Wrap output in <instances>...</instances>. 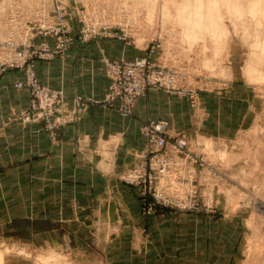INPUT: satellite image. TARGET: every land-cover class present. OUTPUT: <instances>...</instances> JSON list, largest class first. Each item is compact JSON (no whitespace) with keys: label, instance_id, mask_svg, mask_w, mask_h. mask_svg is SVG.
<instances>
[{"label":"rangeland","instance_id":"obj_1","mask_svg":"<svg viewBox=\"0 0 264 264\" xmlns=\"http://www.w3.org/2000/svg\"><path fill=\"white\" fill-rule=\"evenodd\" d=\"M5 1L4 8L1 4ZM166 1L0 0V77L9 69L24 72L26 79L16 82L14 88L30 94L29 107L15 118L21 129L17 127L14 135L0 136V163L5 164L0 165V264H219L221 247L213 241L223 234V239H230L232 231L216 232L210 223L216 224L237 211L242 214L239 233L234 238L239 237L241 264H264V0H233V4L213 0L206 26L188 33L181 26L186 20L178 17L177 7L182 0ZM190 8L184 7L181 12L188 13ZM100 38L117 39L134 51L131 60L103 58L111 85V63L126 67L145 59L152 65L147 73L157 68L171 71L191 94L168 91L167 87L149 88L135 101L132 112L124 114L120 98L112 104L107 101L111 85L105 98L96 99L79 94L69 96L63 89L51 88L40 81L39 61L63 59L76 41L87 43ZM69 41L66 48L55 54L60 44ZM30 79L62 98L52 104L50 115L46 116L43 107L50 101L36 99L27 86L19 87ZM232 83L243 91L237 99L217 103L214 98L211 105L214 111L225 106L230 112H243L256 102L258 115L255 124L256 114L248 124L254 125L251 129L232 140L203 137L197 134L196 126L191 130H175L165 119L149 118L142 123L141 132L147 145L136 153L138 162L119 172V179L128 184L125 175L145 161L149 149L147 122L167 121L171 133L188 140L191 156L186 161L176 157L180 165L164 177L167 182L164 186L172 195L189 196V202L196 207L156 205L154 199H145L142 188L128 184L139 192L145 225L138 231H118L108 238L104 223H97L103 202L91 200L89 192L106 185L96 175L97 169L81 167L78 175L73 176L61 175L54 163L18 164L28 152L23 149L27 146L23 144V129L34 124L42 125L51 139L57 141L60 127L79 122L92 108L114 110L125 119L133 118L139 101L154 90L182 98L198 123L203 107L201 93L225 92ZM240 99L248 101L245 105L234 103ZM36 100L37 106H33ZM62 176L74 177L79 182L62 183L58 181ZM82 193L87 195L72 198ZM88 202L95 213L86 212ZM165 210L178 215H168ZM187 214L208 217L207 230L195 229ZM18 219L41 223L32 229L24 221L14 223ZM59 220L62 223L56 222ZM51 233H59L68 241L64 245ZM139 241L142 245L137 244Z\"/></svg>","mask_w":264,"mask_h":264},{"label":"crops","instance_id":"obj_2","mask_svg":"<svg viewBox=\"0 0 264 264\" xmlns=\"http://www.w3.org/2000/svg\"><path fill=\"white\" fill-rule=\"evenodd\" d=\"M133 56L132 48L117 39L100 38L87 43L78 40L67 57L49 62L39 61L37 72L43 84L54 89H63L69 96L79 94L103 99L111 85L103 58L131 60ZM25 79L24 72L15 69H9L0 77V136H11L15 134L17 127L21 129L15 118L29 107L30 94L27 90H16L14 84ZM227 87L229 88V85ZM228 88L225 92L215 94L206 91L201 93L203 107L200 109L201 120L198 123L192 109L185 106L182 98L154 90L139 101L133 118L125 119L114 110L92 108L79 122L60 127L57 141L51 139L42 125L34 124L30 128L23 129L25 138L23 144H27L23 146V149L28 152H25L26 155L23 156L24 161L22 163L19 161L18 164L25 163L29 166L31 162L40 161L41 164L50 166L54 163L61 175L67 173L73 176L78 175L81 167L84 170L90 169L88 166H91L92 170L97 169L96 175L106 183L103 188L89 192L91 200L103 202L99 206L100 221L97 223H104L108 238L115 236L118 231L131 229L138 231L145 225L141 215L139 192L121 181L118 176L124 168L139 161L136 153L142 152L147 145V139L141 132L142 123L149 118L165 119L175 130H191L192 126H196L197 134L203 137L222 141L232 140L242 132L251 129L254 125L248 124H251L256 114L255 124L258 115L256 102L248 104L249 110L243 112H230L225 109V106L217 107L214 111L211 106L214 98L217 103L233 97L237 99L238 94L243 91L239 85H233V83ZM247 101L240 99L233 102L245 105ZM233 102L232 105H234ZM0 165L5 164L0 163ZM58 181L75 184L79 182L74 177L65 179L63 176ZM80 195H87V193L72 195V198L77 199ZM86 204L90 206L88 210L86 209L87 213L96 212L90 202ZM76 205L79 206V203ZM164 212L168 215H178L169 210ZM241 214L242 212L237 211L230 214L231 217L226 215L225 218H221L216 224L210 223L212 230L216 232L220 229L232 231L230 239H223L224 234L219 233L221 238L213 241L217 247H221L218 251L219 264H241L242 262L241 251L238 249L239 237L234 238V235L239 233ZM186 216L195 229L204 232L207 230L208 217L195 214ZM20 221L30 224L29 227L32 229L41 223L29 219H18L14 223ZM56 222L62 223L61 220ZM54 236L58 237V242H63L64 245L68 241L64 240L59 233ZM137 244L142 245L140 241Z\"/></svg>","mask_w":264,"mask_h":264},{"label":"built area","instance_id":"obj_3","mask_svg":"<svg viewBox=\"0 0 264 264\" xmlns=\"http://www.w3.org/2000/svg\"><path fill=\"white\" fill-rule=\"evenodd\" d=\"M69 43L70 41L60 44L55 54H59ZM23 56H26V54ZM149 65L152 66L145 59H138L136 63L127 64L126 67L111 63L110 73L113 76V82L107 101L112 104L115 99L120 98L121 111L124 114H130L135 101L143 96L149 88L162 89V87H167L168 91L181 92L185 95L191 94L190 91L182 87L183 85L181 86V82L173 72L157 68L147 73ZM24 86L32 90L36 99L50 101L51 104L43 106L46 110V116L53 113L52 104L57 100H62L61 97L49 93L33 79H30L27 84H19L20 88ZM192 98L195 99L194 94ZM34 102L35 105L33 104V106H37V100ZM145 132L149 138V149L144 155L145 161L128 172L124 180L128 184L142 188L146 196L145 199H154L156 205L160 204L174 208L196 207L195 203L189 202V196L172 195L164 186L167 183L164 181V177L173 172L174 166L180 165L177 163L176 157H183V160L186 161L191 156L188 140L185 137L171 133L169 123L164 120L147 122ZM175 187L174 185L173 190H176Z\"/></svg>","mask_w":264,"mask_h":264},{"label":"bare ground","instance_id":"obj_4","mask_svg":"<svg viewBox=\"0 0 264 264\" xmlns=\"http://www.w3.org/2000/svg\"><path fill=\"white\" fill-rule=\"evenodd\" d=\"M166 1V0H165ZM216 1V0H214ZM213 0H206L205 2L199 1V0H182L181 4L178 5V17L180 16L181 21H185V24H182V28L184 32H193L199 27H205L207 24L208 16L209 14H212V9L210 4L214 2ZM229 2L233 0H227ZM239 2V0H234L233 2ZM9 2V1H8ZM169 1L167 0L166 3ZM233 2H231L233 4ZM7 1L2 2L1 5L6 6ZM184 7H191L188 11V13L183 14L181 11ZM2 10V9H1ZM209 13V14H208ZM210 20V19H209ZM214 20V19H213ZM212 22V21H211ZM181 23V22H180ZM183 23V22H182ZM12 24V23H11ZM200 30V29H199ZM203 30V28H202ZM197 31V30H196ZM186 34V33H185ZM222 34V33H221ZM217 36V35H216ZM227 37V35L225 34ZM225 42V41H224ZM229 43V42H228ZM208 46V45H207ZM205 46V47H207ZM205 49V48H204ZM223 49V48H222ZM252 57V56H251ZM251 62V61H250ZM249 65V64H248ZM255 72V71H254ZM254 76V75H253ZM251 78V77H250ZM228 158V157H227ZM231 159V158H230ZM254 221V220H253ZM256 227V226H255ZM254 238V237H253ZM256 240V239H255Z\"/></svg>","mask_w":264,"mask_h":264}]
</instances>
